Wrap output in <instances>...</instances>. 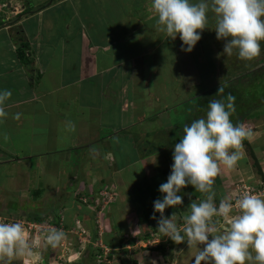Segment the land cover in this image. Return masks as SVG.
<instances>
[{
  "label": "rangeland",
  "instance_id": "obj_1",
  "mask_svg": "<svg viewBox=\"0 0 264 264\" xmlns=\"http://www.w3.org/2000/svg\"><path fill=\"white\" fill-rule=\"evenodd\" d=\"M61 2L62 0H0V30L2 31L3 29L5 31L6 37L10 34L8 37L15 39L16 42L18 41L17 46L20 45V42L27 40L30 42L33 41L32 43L37 45V47H34V49L30 48L25 53L30 60L32 59V65H30L35 69L31 72L33 80H41V85L42 83L44 84L46 91H48L50 83H53V86L59 83L61 71L54 72L57 70L54 68L51 69L50 64L47 63L48 58L44 60V63H41V60L38 62L39 57L47 52V48H43L44 42H46L44 39L49 37L47 34L52 31L49 20H43L39 15L42 16V13L46 12L45 8L49 7L48 5L50 3L55 6ZM105 3L107 4L106 7L104 3L101 7L105 8V17L109 19L107 23L110 25L114 23L119 27L117 31L112 30L111 27L108 30L103 29L106 23L104 22L105 24H103L100 15L96 14V11L93 10L95 7L87 10L83 17L87 23L95 21L96 27L90 28L94 33L89 32V35H96L95 38L99 41L108 42L105 32H115L114 38L116 36L119 39V45L112 55L114 56L115 54V57L119 59L117 63L127 60L128 57L130 59L136 57V60L128 64L131 71L134 70L135 72H133L136 73L134 77H132L133 75L130 76V80H127V77L122 80L118 79L120 82L118 80L110 81L106 79L112 83L109 88L111 90H116L122 83L125 85L128 82L127 88L129 89L122 100H126L124 102L129 104L130 108L134 106L135 111H131L130 115L136 116L138 126L127 128L126 130H130V132L125 130L121 131L125 137L122 140H119V136L117 138L119 140L120 150H116L117 148L115 147L113 149L114 152L109 154V156L107 155L110 149L109 145H115L107 141L106 138L111 139L115 137V133L110 127L106 126L108 123L112 124L109 120L110 116L104 118V125H102V128H99V134L96 132L97 135H95L96 141L94 144L92 146H90L91 143L85 144V147L88 149L91 147L89 154L93 158L91 159L89 155L82 153L86 149H77L78 143L76 142V138L81 134L83 135L84 132L86 135L89 130H95V126L93 127L91 124L85 126L89 123L82 120L83 116L80 113L76 112L74 108L69 109L67 106L65 107L64 113L60 116L61 120L57 122L64 125V128L67 130L65 133L66 141H64L65 143H56L50 146V157H54V163H56V166L50 171L59 173L60 178H55L52 176L53 174H50V176L42 175L41 168V181L43 180L42 178H49L51 183L49 187H43L41 182L42 187L40 190L47 189L49 191H39L40 201L39 204L37 203L39 208L35 205L34 209L36 211L32 213L28 211V213L30 212L29 214H26V212L19 213L20 211L11 209V211H6L9 212L7 213L8 215H0V219L6 221L23 222L29 232L30 239L39 241L34 248V256L17 257L11 264H87V262L94 264L96 261H102V263L105 262L107 264H124L126 261L129 264H134L135 261L137 264H180L184 257H187L189 247L186 242L176 244L170 238L164 237L162 239L159 237L158 229H156L154 235L148 237L150 243L147 248L140 247V245L131 246L129 250L131 253H135L132 255L127 253L122 260L120 256L116 255L118 251L117 241L120 238L119 235L127 234L125 236L128 242L127 245H131L129 241L132 240L133 234L141 233L142 237L146 226H144L143 215L139 209L141 207L139 201L146 202L145 204L147 206V202L162 198L161 193L152 194V190H155L154 188L158 189L164 181L161 180L162 178H158L155 181L150 180L155 175H161V170H155L157 156L163 150L169 148L170 145L173 146L178 143L184 135V132L182 133L185 125L184 122L188 119L189 115L192 117L195 114L193 110L196 108L195 106L198 100L196 97L202 94L201 98H209L208 102L200 106V117L205 116L210 100L226 98L228 94H231L235 97V102H238L240 98L236 95L235 91L232 92L231 89L225 88L223 94H220L219 89L222 86L219 85L225 79L231 80L235 76L243 75L247 70L262 68L264 66V43H262L261 55L251 61L239 59L235 51L231 56L223 54L224 41L217 39L215 32L216 17L212 12L208 14L209 21L206 26L207 28L203 31L202 39L197 43L195 49L191 53H188L181 50L182 41L179 37L173 41L165 33L158 30V27L155 26L157 24L153 25L154 28L149 26L154 23L152 19H155L156 16L150 11L151 0H105ZM64 7L68 6H62V8ZM112 8L120 14L115 16H112V14L107 15L108 10ZM65 10H68V8ZM111 12L113 11L111 10ZM146 12L147 14L149 13L147 17ZM138 17L142 20L146 19L144 23L147 24V27L145 24L138 25L136 22ZM66 18L67 20H71V25H68L69 27L67 28L69 34H71V38H73L75 32H77V26L83 25L82 23L84 21L82 22V18L79 15L73 17L72 14H69ZM65 22L67 21L65 20ZM63 28V23H59L52 37H55L57 40L67 35L64 32L65 28ZM83 29H89V27L86 26ZM108 38L110 41H114L112 36ZM121 41L123 45H120ZM61 42L60 39L57 41V44L59 45ZM61 48L57 46L54 50L51 49L54 51L52 54L53 59L51 58L52 66L54 67H59L63 61V58L60 59L64 55V51ZM70 49L72 50L73 48ZM144 51L145 54L143 53ZM68 55V73L72 77L74 74L72 70L75 66L72 57H74L75 53L69 52ZM111 59L114 58L111 57ZM223 62L227 63L228 68H221L220 75L218 73L216 76V64H222ZM46 71L50 72V74L45 77L42 76L44 77L43 80L41 75L43 72V75H45ZM230 74L233 75L230 76ZM262 75V73H259L255 78L258 77L257 80H259L260 77L264 84ZM79 84L81 83L79 82ZM105 84V80L100 78L85 83L83 85L85 88L82 90V94L84 95L83 101L89 104L94 103L106 110L111 108L112 102L104 100L100 96L102 89L108 87ZM96 85L98 86L95 87ZM125 89L126 87L123 88V90ZM108 92V95H115L110 93L111 91L109 90ZM214 92L215 94L211 97V94ZM75 93L76 91H74ZM61 95L63 94L61 93ZM66 95H63L65 100L68 98V95ZM193 97L195 98L194 100L187 101ZM51 100L52 98L49 97V101ZM119 103L121 104V98ZM250 108L253 109L247 113L246 118L250 124H243L247 128H252V135L250 139L244 141V152L245 156H247L251 173L257 174L260 172L262 174L260 160L255 157L253 147L250 150L251 143L249 141L255 143L254 138L256 134L260 133L259 131L264 128V106ZM241 109L245 110V107H241ZM64 116L65 119H63ZM111 119L115 121L117 118L113 115ZM105 120L108 121L106 122ZM88 121L90 120L88 119ZM140 122L143 124H139ZM69 124L75 126L74 131L69 130ZM112 127L116 126L112 125ZM179 133H182V136ZM129 135L133 136L132 139ZM44 147L43 145L40 147L39 153L45 152ZM63 147L75 149L70 150L71 158L69 160L67 158L69 155L68 151L66 154L58 152ZM127 152H131L128 154L130 159H127ZM169 152V150L164 151L161 157H167ZM48 159L49 156L40 157V160L43 162H53L52 159ZM80 166L82 168L78 173L79 168L77 167ZM238 167L239 163L236 168ZM236 168H225L215 178L214 190L216 192L217 205H219L220 200L224 197L231 198L235 201L228 186H231L232 189L236 188L235 190L237 192L240 190L245 191V188L249 187L245 183L249 185L250 183L248 181L250 180L247 181V177L237 172ZM63 170H65L66 177L63 175ZM76 174H78L79 180L76 182L74 188L73 186L68 188V184H65L72 181ZM34 182H36V176H34ZM250 182L261 185L260 182L262 183L264 181L260 180L258 182L257 178H251ZM253 184H251V187L257 192V188ZM86 185L89 187L86 188ZM91 186L96 190H93L90 194L86 190ZM83 187H85L84 191L86 192L81 190ZM55 188H58V190L56 191ZM141 190H143L142 193H139ZM59 193L62 195L60 196ZM151 195L152 197H150ZM54 197L55 202H52L51 200ZM109 198L112 199L108 204L107 201H109ZM204 198L205 196L202 194L198 200ZM57 199L59 201L64 199V201L59 202ZM66 200L67 202H65ZM63 203L66 204L64 205ZM59 204L62 205L59 206ZM190 204L181 208L180 218L185 215ZM0 209L3 210V207ZM24 209L26 210V208ZM176 213L178 218L179 213ZM36 216L43 217V221L37 223L29 219V217L35 218ZM75 219H78L81 225L85 222L86 235L78 237V234L82 231L80 229L81 227L78 228L80 225L74 222ZM220 220L223 222L222 225L225 226V222L222 219ZM92 222H94V226L91 225ZM152 222L156 227L158 226L157 220L152 219ZM66 223H71L70 225H72L68 231L64 230ZM178 224L183 226L181 223ZM52 228L63 229L67 233V240L60 247L52 248L45 242V234ZM70 231L74 232L72 233ZM93 231L97 236L96 240L92 238ZM162 241L166 245L165 252H159L156 249L162 244ZM110 256L113 258H110Z\"/></svg>",
  "mask_w": 264,
  "mask_h": 264
},
{
  "label": "clouds",
  "instance_id": "obj_2",
  "mask_svg": "<svg viewBox=\"0 0 264 264\" xmlns=\"http://www.w3.org/2000/svg\"><path fill=\"white\" fill-rule=\"evenodd\" d=\"M150 11L157 17L159 31L173 41L179 37L182 51L195 49L212 12L217 39L224 41L223 54L231 56L235 51L239 59L251 61L262 53L264 0H151ZM223 92L221 87L219 93ZM11 96L10 90H0V119L8 115L6 104ZM235 112V97L228 94L210 100L205 116L184 126V135L174 145L171 173L159 187L162 198L154 201L152 219L157 220L158 231L176 244L186 242L190 251L195 249L191 264H264V194L244 192L235 201L226 197L216 203L215 178L225 168L238 166L245 157L244 141L252 135L245 124L233 123ZM15 119H20L19 113ZM69 130L75 126L69 124ZM188 186L205 198L191 202L181 226L176 212L168 217L165 211L183 206L181 193ZM84 224L79 227L86 229ZM66 240L63 229L52 228L45 234L52 248ZM38 243L30 239L23 222L0 219V264L34 256Z\"/></svg>",
  "mask_w": 264,
  "mask_h": 264
},
{
  "label": "crops",
  "instance_id": "obj_3",
  "mask_svg": "<svg viewBox=\"0 0 264 264\" xmlns=\"http://www.w3.org/2000/svg\"><path fill=\"white\" fill-rule=\"evenodd\" d=\"M103 3L106 7L107 4L105 3V0H62L61 3L55 6L50 3V5H48L49 7L45 8L46 12L44 11L45 13H42V16L39 15L43 20H49L52 31L51 33L47 34V36L49 37L44 39L46 42H44L43 48H47V52L39 57L38 62L41 60V63H44V60L48 58L49 60L47 63L50 64L49 66L51 67V69L54 68L57 70L54 72L61 71L59 83H57L56 86H53V83H50L48 91H46V89L44 88L43 83L41 85V80H33L31 72H33L35 69H33V66H31L32 59L30 60L29 64H24L18 55V50L20 48H23L24 44H27L29 46L28 48H26V51H28L30 48L34 49V47H37V45L33 44V41L30 42L27 40L24 42H20V45L17 46L18 41L16 42L15 39L8 37L10 36L9 33V35L6 37L5 31H3V29L2 31L0 30V90H10L12 92V96L6 104V112L8 113V115L6 118L0 119V208L3 207V210L0 209V215H8L7 213L9 212L6 211H11V209L20 211L19 213L26 212L27 214L28 211H31V213L36 211L34 209L35 205L37 206V208H39V205H37V203L39 204L40 201V196L38 195L39 191H49L47 189L40 190V188L42 186L49 187L51 183L49 178H42L43 180L41 181V168L42 175L50 176V174H53L52 176H54L55 178H60L59 173L50 171L53 170L54 166H56V163H54L53 159L54 157H50V146L51 144L55 145L56 143H65L64 141H66L65 133L67 132V130L64 128V125L57 122L58 120H61L60 116H62V114L64 113V109L66 106L69 109L74 108L76 112L80 113V115L83 116L82 120L89 123L85 126H88L90 124L93 127L95 126V130H89L86 135L84 132L83 135L81 134L76 138V142L78 143L77 149H86V151L82 152L84 153V155H89L91 151V147H89L90 149H88L87 147H85V144L91 143L90 146L94 144V142L96 141V132L99 134L98 130H100L99 128H102V125H104V118H107V116H110L109 120L112 124L108 123L106 124V126L110 127V129H112L115 133V137H112L111 139L106 138L107 141L115 145H109L110 149L108 153L106 152L107 155L113 153V149H115V147L117 148L116 150H120V145L118 144V142L119 140H122L123 137H125L124 133L121 131L125 130L130 132V130L126 129L137 125L136 116L130 115L131 111H135L134 106L130 108L129 104L124 102L126 100H122L129 89L127 88L128 82L127 84L125 83V85L124 83H122V85H120V87L116 90L109 89L112 83L108 82V80H122L125 77H127V80H130L131 75H133L132 77H134L136 73H134V70V72L131 71L128 64L131 61L136 60V57L132 59L128 57L127 60H123L122 62L119 61V63H117L119 59L115 57V54L114 56L112 55L116 51V47L119 45V39L116 36L114 38L115 32H105L108 42L99 41L95 38L96 35H89V32L94 33L90 30V28L96 27L95 21L87 23L83 17L84 13L87 10L95 7L93 10L96 11V14L100 15V19L103 24L106 23L103 29L108 30L109 27H111L112 30L114 29V31H117L119 27H117L114 23H112L111 25L107 23L109 19L105 17V8L101 7ZM64 5H67L68 7L62 8V6ZM66 8H68V10H65ZM111 10L113 12H111ZM108 11L109 12H107V15L112 14V16H115L120 14L113 8ZM69 14H72L73 17L79 15L82 18V22L84 21L82 23L83 25L77 26V32H75L73 38H71V34H69L67 28L69 27L68 25H71V20H67L66 18ZM145 14L146 17L149 15V13L147 14V12ZM139 17L136 21L138 25L140 26L145 24V26L147 27V24L144 23L146 19L142 20ZM64 19L67 22L64 23ZM152 20L154 23L149 26H152V28H154L153 25L157 24V17L155 16V19ZM59 23H63V26L65 28L63 29L64 32L67 33V35L56 40L55 37H52V34L55 32ZM85 25L89 27V29L84 30L83 27H86ZM155 26L157 27V25ZM132 28L134 27L132 26ZM109 36H112L114 38L113 42L110 41V39L108 38ZM60 39L62 42L58 45L57 41H59ZM120 45H123L122 41ZM57 46L62 47L61 49L64 51V55H62L60 58H63V61L61 62L59 67H54L52 66L51 58L53 59V50ZM70 48L73 49L71 50ZM69 52L75 53L74 57H72L75 62L74 69L72 70L74 71L72 77H70L68 73ZM143 53L145 54V51ZM111 57H113L114 59H111ZM64 70L66 71L63 72ZM43 74L41 75V77L49 75L50 72L46 71V74ZM44 77H42L43 80ZM99 78L105 80V85H108V87L103 88L100 93V96L104 98V100L112 102L111 108H109L108 110L101 106H97L94 103L89 104L83 101L84 95L82 94V90L85 88L83 87V85L87 82ZM120 80H118V82H120ZM79 82L81 84H79ZM97 86L98 85H96L95 87ZM124 87H126L125 90H123ZM108 90L111 91L110 93L115 95H108ZM74 91H76L75 94ZM61 93L63 95L67 94L68 96H66L68 98L65 100V97L61 95ZM49 97L52 98L51 101H49ZM120 98L121 104L119 103ZM17 113L20 114L19 120L15 119ZM113 115H115L117 118L115 119V121L117 120L116 124L114 119H111V116ZM63 119H65V116L63 117ZM88 119L90 121H88ZM105 121L107 122L108 120ZM139 124L143 123L140 122ZM112 125L116 127H112ZM248 129L251 130L252 128L249 127ZM259 132L260 133L257 134L254 133L256 134V137L254 136L255 143H253L252 141L249 142L251 143L250 146L253 147L255 157L260 160V169L262 173L261 177H259L258 174L251 173V171L249 170L250 167L248 166L247 162V156H245L244 159L239 162V167L236 168L237 172L247 177V181H251V178H257L258 182H260V180L264 181V128ZM88 135L89 137H87ZM68 136L70 135L68 134ZM118 136L119 140L117 139ZM129 136L132 139L133 136ZM42 145L45 146V152L39 153V149ZM70 150L75 149L71 147H63L62 149L58 150V152L66 154V152L68 151L69 155L67 158L69 160V158H71ZM129 153L131 152H127L126 154L127 159H130V156L128 155ZM41 156H49L48 160L52 159L53 162H43L42 160H40ZM89 156L91 159H93L91 155ZM77 168H79V173L82 167L80 166ZM63 171V175L65 176V170ZM34 176H36V182H34ZM78 180L79 177L78 174H76L75 178L73 177L72 181L66 183L65 185L68 184V188L72 186L74 188ZM250 181H248L250 183L249 185L246 183L245 185L251 187V184L253 183ZM253 186L256 187L258 185L256 183L253 184ZM85 187L88 188L89 186L86 185ZM85 187L81 188V190L84 191ZM228 188L231 195H233V199H236L235 197L238 193L235 190L236 188L232 189L231 186H228ZM55 189L56 191L58 190V188ZM93 190L95 191L96 189L91 186L86 191H89L91 194ZM59 195L61 196L62 194L59 193ZM51 201L55 202V197ZM57 201H59V199H57ZM61 201H64V199ZM65 202H67V200ZM63 204L65 205L66 203ZM60 205L62 204H59V206ZM24 208H26V210ZM149 243L150 240L145 241L143 239H140L134 245H140V247H148ZM134 245L131 244L128 248L130 249V247ZM195 251V249H192L190 251V249L188 248L186 255L187 257H184L180 264H191V257L194 256Z\"/></svg>",
  "mask_w": 264,
  "mask_h": 264
},
{
  "label": "trees",
  "instance_id": "obj_4",
  "mask_svg": "<svg viewBox=\"0 0 264 264\" xmlns=\"http://www.w3.org/2000/svg\"><path fill=\"white\" fill-rule=\"evenodd\" d=\"M219 46L221 47V45H219ZM28 47L29 46L27 44H24L23 48H20L18 50V55H19L20 59L23 61L24 64H29L30 63V59L28 58L27 54L25 53L26 52V48H28ZM220 60L223 61L222 59H220ZM223 67H227V63L226 62H223L222 64H220V63L216 64V67H215L216 76L218 75V73L220 75V73H221L220 70H221V68L223 69ZM247 72L245 71L243 73V75H249V76L238 75V76L233 77L231 80L230 79H228V80L225 79V81L219 85V86H222L223 89L227 88V89H231L232 92L235 91L236 95L240 98L238 102H235L236 112H235V114L232 117V121H233L234 124L245 123V122L248 123L247 122L248 119H246L247 118V113L251 109H253V108H250V107H254L255 108V107L264 106V84H263V80L260 77H259V80H257L258 77L255 78L256 75H258L259 73H262L263 74L262 78H264V66L262 68L260 67V68H257V69L252 68L250 70H247ZM232 75L233 74H230V76H232ZM214 94H215V92L211 94V97ZM201 96H202V94H201ZM201 96L198 95L196 97V99H198V100L196 102V106H195L196 108L193 110L195 112V114L192 117H190L191 115L188 116V119L184 122L185 125L186 124L190 125L193 120L201 118L200 117L201 115L199 114L200 110H201L200 106L204 105V103L208 102V100H209L208 97H207V99H205V98H201ZM257 97H258V102H257ZM194 99L195 98L193 97V98H191V99H189L187 101L194 100ZM256 103H258V104H256ZM241 107H243V108L245 107V110H242ZM148 120H149V118H148ZM174 130H175V128H174ZM182 133H183V131H182ZM182 133H179V135H181ZM246 144L248 145V143H246ZM166 150L170 151L168 156L167 157L166 156L165 157L164 156L161 157L162 153L164 151H166ZM250 150H252L251 146H250ZM163 152L157 156V160H156L157 163H156V166H155V170H158V171L161 170V175H155V177L154 178L152 177V179H150V180L155 181V180H158V178H162L161 180H163L164 183H165V182H167V178H168V176L171 173V167H172V165L174 163V161H173L174 145L173 146L170 145L169 148H166L165 150H163ZM257 174L261 175L260 172L257 173ZM154 189L155 190H152V194L153 193L160 194L159 188L158 189L154 188ZM142 191L143 190H141V192H139V193H142ZM181 194L184 195V204H183V206H181L180 208L178 206L177 209L176 208H168L169 210L166 209L165 215L168 216V217H171L173 212H178L179 215H178V218H177V222L183 224V219H182V217L180 218V210H181V208L184 207V206H187L193 200H196V199L198 200L200 198V196L202 195V193H198V192L196 193V190L194 189V187L190 186V187H186L185 189H183ZM150 197H152V195ZM155 200H151V201L147 202V206L145 204L146 202H144V201L140 202L139 201V203L141 204V207L143 206V208L139 207V209L142 212V215H143L142 217H143V220H144V226H146V229H145V231H143L144 233L142 234V237H141V233H139V234L131 233L134 236L132 237V240L129 241V242H131L130 244L134 245L141 238H143L145 241H147L148 237H152L154 235V233L156 232V229H158V226L156 227L155 224L152 222V216L154 214V201ZM155 215L157 217L160 216L159 213H155ZM29 219H31V220H33V221H35L37 223H40V222L43 221L44 218L41 217V216H36L35 218H29ZM220 222H221V220H220ZM70 224L71 223H66L65 224L66 226H64V230L68 231L71 228V226H72ZM91 225L94 226V222H92ZM80 229H84V228L81 227ZM131 229H132V227H131ZM70 232H73V231H70ZM158 234H159L160 238L164 239L163 234H161L160 232H158ZM158 234H155V235H158ZM126 235L127 234H124V235L120 234L119 235L120 238L117 241L118 242V251H117L116 255L120 256V258L122 260L127 255V253H130V250L128 248L129 244L127 245L128 242H127V240L125 238ZM92 238H93V240L97 239V236L94 234V231H93V237ZM141 249H143V248H141ZM156 249L159 252H165V249H166L165 243H163V241H162V244ZM134 253H130V254L132 255ZM112 256H114V255H112ZM110 258H113V257L110 256ZM98 262L96 261L94 264H107L105 262L102 263V261H98ZM87 264H91V263L87 262ZM124 264H129V263H128V261H126V262H124ZM134 264H137V262L135 261Z\"/></svg>",
  "mask_w": 264,
  "mask_h": 264
},
{
  "label": "built area",
  "instance_id": "obj_5",
  "mask_svg": "<svg viewBox=\"0 0 264 264\" xmlns=\"http://www.w3.org/2000/svg\"><path fill=\"white\" fill-rule=\"evenodd\" d=\"M255 188H257V192L252 188V187H247V188H245L246 190L244 191V190H240L238 193H237V195H236V197L238 198L242 193H244V192H249V193H253V194H264V184L263 183H261V185H259L258 187H255ZM112 198H109V200H111ZM108 203V202H107ZM78 224L80 225V223L78 222ZM82 227V226H81ZM78 228H80V227H78ZM81 231L82 232H80L79 234H78V237H82V236H84V235H86L87 234V232H86V230L85 229H81ZM77 235V234H76Z\"/></svg>",
  "mask_w": 264,
  "mask_h": 264
}]
</instances>
